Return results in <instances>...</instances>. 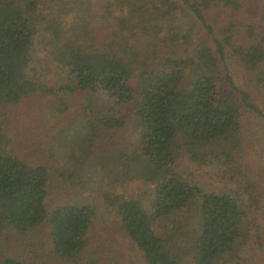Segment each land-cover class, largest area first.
<instances>
[{"label":"trees","instance_id":"16d2710c","mask_svg":"<svg viewBox=\"0 0 264 264\" xmlns=\"http://www.w3.org/2000/svg\"><path fill=\"white\" fill-rule=\"evenodd\" d=\"M213 12L212 23L207 13ZM184 17L190 25L178 28ZM198 26L210 44L185 56L183 46ZM40 45L43 60L33 58ZM190 63L198 76L185 83ZM51 65L56 73L67 70L75 85L40 89L28 70L46 72ZM62 94L81 96L90 136L81 158H72L80 167L97 161L115 182L155 186L150 204L158 219L182 214L202 198L196 227L189 219L169 235L155 232L135 200L108 198V209L147 264H183L186 258L227 264L238 254L248 240L238 201L201 194L175 167L184 158L200 167L222 162L224 179L247 197V211L263 208L264 182L250 167L244 123L247 116L264 119V0H0V249L20 245L0 264H121L112 246L88 236L94 208L46 205L54 181L75 192L79 174H56L54 165L29 163L18 154V138L64 128L72 113L68 101H59ZM102 96L114 104H103ZM44 97L53 103L37 106L35 98ZM125 107H132L141 127L130 148L139 150L131 153L126 121L118 114ZM14 128L21 130L17 136Z\"/></svg>","mask_w":264,"mask_h":264},{"label":"rangeland","instance_id":"374dc122","mask_svg":"<svg viewBox=\"0 0 264 264\" xmlns=\"http://www.w3.org/2000/svg\"><path fill=\"white\" fill-rule=\"evenodd\" d=\"M217 16L218 12L207 13V17L212 23L216 21ZM190 23L191 20L184 17L181 24L177 27H184L185 25H190ZM206 44H210L209 37H207L204 31L200 29V26H198L194 28L192 34H190L188 44L183 46L182 50L185 56H192L191 54L193 51ZM45 55L43 46L40 45L36 47L33 58L43 60ZM196 68L197 66L192 63L185 67V83L196 80L198 76ZM45 70L46 72H43L32 67L28 70L30 77L37 83L40 89L55 86L56 82L58 86L63 84L69 86L75 85L74 78L70 76L67 70L61 68V71L56 73V67L52 65L46 66ZM138 83V78H133L131 80V85L134 88L138 86ZM63 95L64 98H62ZM62 96L58 98L59 101L60 99H63L61 101H68L70 106L69 111L72 113L68 121L63 123L62 126L64 128H60L58 131H48V128L45 127L47 128V131L44 132L45 136L39 137L33 133V137L27 138L25 135V138H18L17 148L20 158L29 163H47L52 166L54 165V170L56 168L57 172L56 174L61 172L79 174L81 177V185L75 192L65 191L64 188L58 186L56 181L49 186L46 201L48 208H54L64 204H85L91 206L94 208L95 216L91 223L88 235L89 238L100 242L101 245L107 244L112 246V252L119 258L121 264H147L137 246L123 232L120 217L108 209V198L118 195L122 196L124 199L135 200L147 212L153 229L158 235H169L172 233L171 230L183 226V222L188 223L190 220L192 221L189 223L195 228L200 215V202L202 198L191 203L182 214H177L168 219H158L154 217L150 204L155 186L138 180L130 183L115 182L111 175L100 170V163L97 161H88L83 167H80L79 163H75L72 158H81L84 148H86V141L90 136L89 131L84 129V115L80 110L81 96L78 94H62ZM100 99L101 102L107 106L114 104V101L107 97L102 96ZM100 99L94 97V104L100 106ZM35 100V104L41 107H45L47 103H53V101H51L52 99L48 97H44V99L35 98ZM48 110L49 109H46L47 112ZM30 112L34 114L37 113L32 110H30ZM118 114L125 119L127 125L126 134L129 139V148L127 145L126 150H130V153L138 151V145L133 148V150L130 149L131 143L134 145L137 143L141 129L140 124L135 119L132 107L122 108L119 110ZM16 115V113L12 114L11 120L13 123L18 121V115ZM81 120L83 124H81ZM244 124L252 145L250 167L254 170L253 172L257 175V178L264 182V119L247 116ZM20 131L21 130L14 128L13 135L17 136ZM47 135L49 136L47 137ZM226 170L227 168L222 162H216L209 167H200L190 162L187 158H184L180 164L175 167V171L182 175L184 179L188 182L197 184L201 188V194H206L208 192L226 194L235 198L243 208L245 217L242 225L243 230L248 233V240L240 248L237 255L228 256L227 264H264V195L261 197V205L263 208L260 209L258 207L256 209L259 211L250 210L249 213L247 211V197L237 186L230 184L224 179L223 175ZM53 177L56 178L55 175H53ZM73 178H76V176ZM168 232L169 234H167ZM37 234L43 236L45 231L41 229ZM17 245L18 244L13 245L9 247V249L2 250L1 248L0 257L4 258L6 256L18 254V251L20 252V245L18 247ZM50 264L59 263L53 262ZM183 264H194V260L192 258H186Z\"/></svg>","mask_w":264,"mask_h":264}]
</instances>
